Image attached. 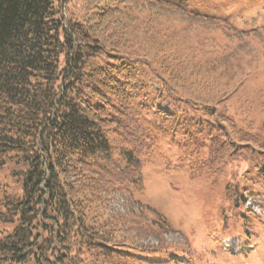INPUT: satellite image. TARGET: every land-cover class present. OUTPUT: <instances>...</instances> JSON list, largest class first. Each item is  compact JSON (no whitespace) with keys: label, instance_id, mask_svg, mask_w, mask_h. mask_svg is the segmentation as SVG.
Returning a JSON list of instances; mask_svg holds the SVG:
<instances>
[{"label":"trees","instance_id":"obj_1","mask_svg":"<svg viewBox=\"0 0 264 264\" xmlns=\"http://www.w3.org/2000/svg\"><path fill=\"white\" fill-rule=\"evenodd\" d=\"M185 1L0 0V166L23 179L1 202L0 264H137L133 252L179 244L141 194L155 133L184 124L203 153L192 175L226 177V230L256 239L264 216L246 195L264 206V135L200 96L226 83L218 38L262 31Z\"/></svg>","mask_w":264,"mask_h":264},{"label":"rangeland","instance_id":"obj_2","mask_svg":"<svg viewBox=\"0 0 264 264\" xmlns=\"http://www.w3.org/2000/svg\"><path fill=\"white\" fill-rule=\"evenodd\" d=\"M185 5L193 11L227 18L239 28L261 29V37L218 38L225 46L221 52L230 54L228 62L232 60L223 67L226 83L213 93L202 94L200 98L206 102L200 103L215 105L239 127L264 135V0H186ZM222 90L229 95L217 101ZM195 132V126L184 124L173 133L154 135V153L143 165L141 199L169 216L177 230L166 235L167 241L179 244L160 252H133L132 260L137 264H264V221L256 227L255 240L246 235L245 226H241L237 239V227L226 230L233 219L226 220L221 210L226 177L192 175V164L203 156L191 137ZM20 172L14 161L0 166V208L7 195L23 194ZM121 196L116 194L113 202L120 209L125 205ZM246 199L249 205L257 204L254 207L264 216L260 198ZM149 241L157 243L154 238L142 240ZM251 245L254 247L250 249Z\"/></svg>","mask_w":264,"mask_h":264},{"label":"water","instance_id":"obj_3","mask_svg":"<svg viewBox=\"0 0 264 264\" xmlns=\"http://www.w3.org/2000/svg\"><path fill=\"white\" fill-rule=\"evenodd\" d=\"M263 166H264V163H263Z\"/></svg>","mask_w":264,"mask_h":264}]
</instances>
